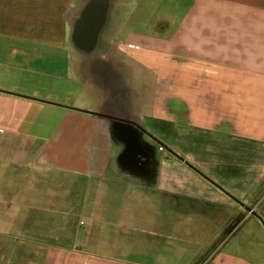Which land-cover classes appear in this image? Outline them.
Listing matches in <instances>:
<instances>
[{"label": "crops", "instance_id": "1", "mask_svg": "<svg viewBox=\"0 0 264 264\" xmlns=\"http://www.w3.org/2000/svg\"><path fill=\"white\" fill-rule=\"evenodd\" d=\"M183 1L161 19L172 33L144 34L128 28L146 26L143 0H0V119L32 116L27 132L0 134V264H174L176 251L190 264L208 250L203 264H264V0ZM97 65L119 76L114 89ZM49 73L71 75L77 95L90 82L107 106L11 91L20 74ZM117 124L139 139V162L120 161ZM34 159L69 177L16 181ZM80 200L109 203L87 206L86 247L103 233L119 258L48 245V203Z\"/></svg>", "mask_w": 264, "mask_h": 264}, {"label": "rangeland", "instance_id": "2", "mask_svg": "<svg viewBox=\"0 0 264 264\" xmlns=\"http://www.w3.org/2000/svg\"><path fill=\"white\" fill-rule=\"evenodd\" d=\"M141 9L139 14H141V18L146 22V26L135 27L131 26L128 27L129 30H132L133 32H139V33H151L156 32V30L172 33L173 29L172 27H166L164 24L165 22H162L161 19L170 18L173 14L176 15L177 18H180L184 13V7H185V1L183 0H143L141 3ZM139 7V8H140ZM143 8V9H142ZM138 16V15H137ZM139 18V16L137 17ZM160 19V20H157ZM158 21V22H157ZM80 27H78L79 29ZM82 58H85V55H80ZM88 59L87 57L85 58ZM49 61V60H48ZM43 64V62L38 61V63H35V65L38 66ZM100 65V64H99ZM101 66V65H100ZM100 66H95L93 69L96 73V76L100 82V85L105 87H110L111 89H114L115 86L119 83V76L117 74H111L109 76H106L104 73L101 74L100 70L102 69ZM123 72H125V82H133L131 77H127L129 72V67H122ZM19 80H17L18 84L15 85L16 88L12 89L11 91L19 92L27 95H32L33 93L37 94L36 96L39 99L42 100H48L51 102H66V100L76 99V98H85L86 100L90 101L89 103L95 104L100 107H106L108 104V97L103 92H93L91 89V83L84 81V85L86 86V89L80 94H78V85L70 80L71 75H59V74H20L18 75ZM29 78V80H28ZM35 84V85H33ZM90 87V88H89ZM90 89V90H89ZM32 92V93H30ZM80 92V91H79ZM6 110V107L3 105H0V112ZM16 111H19V108L15 109ZM18 117V119L12 120L11 122L7 123L5 120L0 119V134H5V129L9 127L13 128V130H17L18 132H27L32 124V116H27L26 118ZM118 131L120 130L121 133H125L126 136L122 138L124 142V151L123 155L120 156V161L123 162H139L140 158H134V155H131L129 152H132L134 148L140 146L139 139L133 135V133L130 131V133L126 132L128 129H126L124 126L117 124ZM126 129V130H125ZM22 138L15 137L14 141L19 142ZM117 140H121L120 138H116ZM126 147V148H125ZM31 166L27 168L22 169H16L15 170V178L16 181L18 179L25 178L29 176L28 174H36V171H38L39 176L38 178H41V180H46V182L50 185L47 186V189H53V183L54 181H57L58 179L61 180V178L64 177L66 179L67 176L64 172H59L54 168H47L46 166H43L42 164L38 163L35 159L31 161ZM6 176V175H4ZM52 183V184H50ZM44 186V185H43ZM27 188V187H26ZM40 189V187H37ZM36 188V189H37ZM22 187L16 186V192H21ZM0 192L5 193V187L0 186ZM62 204V206L60 205ZM109 203H88L86 201H79L78 203L75 202H64V203H48V209L51 210L47 214V217L44 219H41L44 222V225L46 226L47 230L50 231L47 233V242L48 245H53L54 243H61L64 247H71L73 246L76 250H78L79 254L85 258L87 253L91 257H96V259L101 258H119L120 251L119 250H112L108 247L103 248V233L94 234L92 235V239L90 240L88 248L86 247V230H85V224L87 223V219L85 217L87 212V206H90V211L95 212V214H101L103 207L108 206ZM63 211V213H61ZM65 212L69 215V217L62 218L61 215L65 214ZM103 213V212H102ZM62 218V219H61ZM250 218H253V215L250 216ZM36 221H40L39 219H33ZM238 219H234L228 227H226L224 233H222V236L220 235V238H224L227 236V234L231 231L233 224ZM83 221V224L80 223ZM63 222V233L55 234L53 231L58 228L59 223ZM74 225H78V232L74 233L72 230H76L74 228ZM73 226V228L71 227ZM255 227V224L252 222V220H248L244 225V230L251 232L253 228ZM134 235V234H132ZM109 236V235H108ZM107 236V237H108ZM131 236V235H130ZM111 237L118 238L119 235L114 234L111 235ZM145 237H150L149 235H146ZM177 238V237H175ZM176 245L181 243V241L175 240ZM178 251H176V254L174 256V264H183V261L179 260V256L177 254ZM209 250L202 256H200L197 260L191 261L190 264H203L204 260L207 258L209 254ZM134 258V257H133ZM118 263L119 261H113Z\"/></svg>", "mask_w": 264, "mask_h": 264}, {"label": "built area", "instance_id": "3", "mask_svg": "<svg viewBox=\"0 0 264 264\" xmlns=\"http://www.w3.org/2000/svg\"><path fill=\"white\" fill-rule=\"evenodd\" d=\"M159 149L162 150V146H159ZM80 223H82V222H80Z\"/></svg>", "mask_w": 264, "mask_h": 264}]
</instances>
